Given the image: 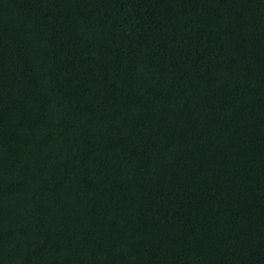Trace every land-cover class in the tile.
<instances>
[{
    "label": "trees",
    "instance_id": "obj_1",
    "mask_svg": "<svg viewBox=\"0 0 264 264\" xmlns=\"http://www.w3.org/2000/svg\"><path fill=\"white\" fill-rule=\"evenodd\" d=\"M0 264H264V0H0Z\"/></svg>",
    "mask_w": 264,
    "mask_h": 264
}]
</instances>
